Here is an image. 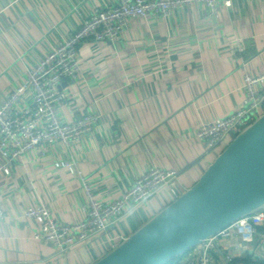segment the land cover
Segmentation results:
<instances>
[{
    "label": "crops",
    "instance_id": "0c3cea01",
    "mask_svg": "<svg viewBox=\"0 0 264 264\" xmlns=\"http://www.w3.org/2000/svg\"><path fill=\"white\" fill-rule=\"evenodd\" d=\"M114 1L0 0V101L94 7ZM78 57L82 71L62 80L67 98L58 115L91 112L97 120L78 138L42 144L43 154L28 150L9 174L0 172V264H91L172 201L171 188L192 185L221 151L207 150L196 129L241 104L245 72H264V0L219 1L216 15L198 2L168 16L129 17L116 41L85 40ZM60 158L74 171L56 166ZM151 167L178 173L107 230L66 250L37 237V221L23 215L43 204L58 221H78L88 202L85 184L96 199L111 200ZM253 255L264 258V223L251 242L222 239L213 264H246Z\"/></svg>",
    "mask_w": 264,
    "mask_h": 264
},
{
    "label": "built area",
    "instance_id": "2783aa9c",
    "mask_svg": "<svg viewBox=\"0 0 264 264\" xmlns=\"http://www.w3.org/2000/svg\"><path fill=\"white\" fill-rule=\"evenodd\" d=\"M219 1L230 3V0H115L105 7H94L77 29L37 63L27 67L22 81L1 99L0 172L9 174L13 161L26 151L39 148L43 154L42 144L55 140L67 143L90 130L96 122L97 115L91 112L69 120H62L58 115L59 107L67 98L62 80L66 77L77 79L82 71L78 57L80 43L85 40L114 42L129 17L168 16L174 8L198 2L204 3L208 11L216 15ZM242 90V102L237 108L224 116L201 122L196 129L195 137L207 150H222L234 135L264 112V72H245ZM54 164L74 171L73 163L68 159H57ZM177 173L173 168L151 167L111 200L96 199L85 184L88 197L85 214L75 222L56 220L43 204L26 207L23 215L37 221V237L52 242L59 250H66L95 231L107 230L118 216L145 201L170 179L176 178ZM171 192L174 197L180 193L175 188H171ZM5 217L6 213L0 207V219ZM261 223H264V208L240 216L182 253L181 261L184 264H213V252L219 248L222 239L236 235L243 242H251ZM224 257L227 261L232 259L229 254ZM262 259L260 255H253L249 264H261Z\"/></svg>",
    "mask_w": 264,
    "mask_h": 264
},
{
    "label": "water",
    "instance_id": "95a60500",
    "mask_svg": "<svg viewBox=\"0 0 264 264\" xmlns=\"http://www.w3.org/2000/svg\"><path fill=\"white\" fill-rule=\"evenodd\" d=\"M264 208V112L197 180L91 264H164L235 219Z\"/></svg>",
    "mask_w": 264,
    "mask_h": 264
},
{
    "label": "trees",
    "instance_id": "16d2710c",
    "mask_svg": "<svg viewBox=\"0 0 264 264\" xmlns=\"http://www.w3.org/2000/svg\"><path fill=\"white\" fill-rule=\"evenodd\" d=\"M235 261H237V260L236 259H234V260L232 259V262H235ZM245 262H246V264L251 263V258H247ZM260 263L264 264V260L262 259L260 261ZM164 264H184V263L181 261V255H178V256H175V257L169 259Z\"/></svg>",
    "mask_w": 264,
    "mask_h": 264
},
{
    "label": "bare ground",
    "instance_id": "6f19581e",
    "mask_svg": "<svg viewBox=\"0 0 264 264\" xmlns=\"http://www.w3.org/2000/svg\"><path fill=\"white\" fill-rule=\"evenodd\" d=\"M175 198V197H174Z\"/></svg>",
    "mask_w": 264,
    "mask_h": 264
}]
</instances>
